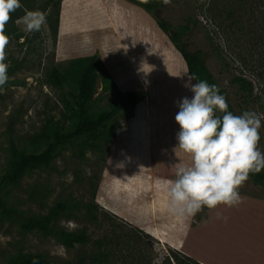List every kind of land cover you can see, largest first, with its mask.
Returning <instances> with one entry per match:
<instances>
[{
  "label": "rangeland",
  "instance_id": "rangeland-1",
  "mask_svg": "<svg viewBox=\"0 0 264 264\" xmlns=\"http://www.w3.org/2000/svg\"><path fill=\"white\" fill-rule=\"evenodd\" d=\"M236 1L164 0L156 15L172 25V32L190 22L191 30L183 39L185 47L191 52H201L209 71L226 90L238 114L249 110L260 118L257 148L264 153V34L257 36V41L234 42L238 35L227 30L231 23L227 17ZM253 1L249 0V4ZM58 2L60 0H20L21 6L13 13L23 14L22 17L15 20L10 13L0 33L6 41L3 62L7 65L8 75L7 82L0 86V183L4 181L11 158V136L28 153H38L49 141L51 123L61 132L74 128L77 80L69 76L64 78L67 61L100 56L102 48L105 50L110 46L112 35L104 13L85 6L73 10L69 7L63 14L62 31L69 36L77 34V39H70L68 45L72 53H77L63 58L59 53L58 36H54L50 28L57 17ZM63 3L64 0L61 1V12ZM30 9L41 11L46 18L40 31L30 32L25 28L22 18ZM260 10L264 13V7ZM246 11L240 17L245 25L253 21ZM259 17V25L264 27V18ZM155 25L159 28L156 22ZM158 30V43L154 40L147 52L151 50V54L161 60H173L175 53L182 58L169 38L160 28ZM92 32H98L100 36L95 37ZM207 34L217 44V51ZM168 46H172L175 53ZM132 57L138 60L135 66L142 68L138 55L132 52ZM118 58L117 54L106 56L112 65ZM144 67L152 73L169 68L177 82L183 70L176 64L150 63ZM57 76L63 78L62 84L57 81ZM236 76L245 77L254 85V96L247 103L243 102L242 91L232 82ZM165 87L158 86L157 90ZM172 91L179 92L178 89ZM116 99V90H104L100 78L91 110L98 113L109 109ZM124 121L125 116L120 113L115 124ZM110 148L103 134L86 137L61 149L49 168L29 172L19 185H6L3 192L9 208L29 217L46 216L58 204L66 203L71 214L62 215L54 228L85 232L91 236V242L67 247L55 236L23 231L18 221L0 213V264H7L21 254L42 255L50 264H176L172 255L179 252L182 259L185 257V264H264V185L247 179L238 188V204H220L211 209L203 207L194 215L198 228L190 244L191 250L181 251L111 213L98 201L97 191ZM76 203L80 205L76 207ZM94 203L99 209H93Z\"/></svg>",
  "mask_w": 264,
  "mask_h": 264
},
{
  "label": "crops",
  "instance_id": "crops-1",
  "mask_svg": "<svg viewBox=\"0 0 264 264\" xmlns=\"http://www.w3.org/2000/svg\"><path fill=\"white\" fill-rule=\"evenodd\" d=\"M125 1L64 0L58 32L59 53L63 58L77 53L68 49L70 39H77V34L69 36L62 31L63 14L69 7L73 10L85 6L104 13L112 38L110 46L105 50L102 48L100 56L118 90L138 92L140 101L134 116L118 124L97 199L111 213L168 246L187 252L191 250V241L197 234L196 218L169 213L167 189L175 178L177 168L191 163L190 156L177 147L179 125L175 121L177 102L193 95L190 88L184 86L190 74L186 72L185 61L172 50V46L168 48L175 53L173 60H161L154 57L151 50L147 52L154 45V40L158 43L159 28L141 8ZM92 33L95 37L100 36L98 32ZM160 39L164 42L161 36ZM132 52L138 55L143 63L142 68L135 66L138 60L132 57ZM112 54L119 57L113 65L106 59ZM129 63L132 66L130 64L129 67ZM150 63L179 65L180 69L183 68L178 75L179 81L169 68H164L160 73L150 72L144 67ZM163 85L166 86L164 89L157 90L158 86ZM172 89L179 92L176 94Z\"/></svg>",
  "mask_w": 264,
  "mask_h": 264
},
{
  "label": "trees",
  "instance_id": "trees-1",
  "mask_svg": "<svg viewBox=\"0 0 264 264\" xmlns=\"http://www.w3.org/2000/svg\"><path fill=\"white\" fill-rule=\"evenodd\" d=\"M61 1L58 2L57 17L51 23V31L54 36H58ZM140 8L152 16L160 30L169 38L171 43L181 54L185 61L189 74H195L197 80H206L209 84H214L218 87L219 92L225 96L228 104V110L239 115L232 105L228 93L221 86L219 81L209 71L201 52L189 51L183 42L188 32L191 30V24L180 25L172 32V25L157 17L156 11L162 7L164 0H126ZM238 1V2H237ZM235 7L229 11L227 19L231 20L228 27L238 38L235 43H240L241 40L257 41V36L264 34V27L259 25L260 17L264 18V13L260 7H264V0H254L249 4V0H237ZM33 10V9H30ZM247 10L253 17V21H249L247 25L241 21L242 12ZM240 13V14H239ZM13 19L17 20L23 14L11 13ZM208 40L212 47L217 51L218 46L214 39L207 34ZM68 65L65 68V77H73L77 80V92L74 95L76 105V119L74 128L68 132H61L56 124L51 123L48 127L49 141L46 147L38 153H28L15 141L13 136L10 137L9 153L11 158L8 162V167L5 173L4 181L0 183V213L10 219L19 222L20 227L25 232L40 231L43 234L57 237L65 246L74 247L75 245H85L91 242V236L85 232L75 233L65 230H56L55 222L62 216L71 214L70 206L66 203H60L53 208L49 214L42 217L26 216L15 208H9L3 197L4 188L6 185L17 186L26 174L37 169L49 168L52 161L56 158L59 151L69 145L83 140L86 137L103 134L107 137L108 143L111 146L118 125L115 124L120 113H123L126 120L134 116L135 108L140 101V94L135 91L121 92L106 68L105 63L99 55L73 58L67 61ZM102 79L104 90L114 89L117 92V99L109 109L94 113L91 110V103L94 99L98 80ZM57 81L63 83V78L57 76ZM196 82V81H194ZM243 93V102L247 103L254 96V85L245 77L236 76L232 80ZM247 179H251L254 183L264 185V169L259 172H250ZM97 190V189H96ZM80 203H76L78 207ZM89 207V206H88ZM93 209H99V205L94 203ZM101 243V242H100ZM172 258L176 264H185V257L182 259V254L179 252L173 254ZM188 261L190 259L186 258ZM192 263V261H191ZM7 264H50L49 261L42 255L36 254H21L11 259ZM171 264V263H169ZM198 264V263H193Z\"/></svg>",
  "mask_w": 264,
  "mask_h": 264
},
{
  "label": "clouds",
  "instance_id": "clouds-1",
  "mask_svg": "<svg viewBox=\"0 0 264 264\" xmlns=\"http://www.w3.org/2000/svg\"><path fill=\"white\" fill-rule=\"evenodd\" d=\"M20 0H0V33L19 8ZM23 23L27 31H40L46 22L39 10H29ZM5 38L0 35V86L7 80V65L3 62ZM196 81L194 84L191 81ZM191 98L177 102L175 121L177 147L191 158L189 166L177 168L167 189V210L180 216H194L203 207L209 209L240 202L238 188L250 172L264 169V153L258 148L261 120L252 111L237 115L228 110L225 96L214 84L188 76Z\"/></svg>",
  "mask_w": 264,
  "mask_h": 264
}]
</instances>
